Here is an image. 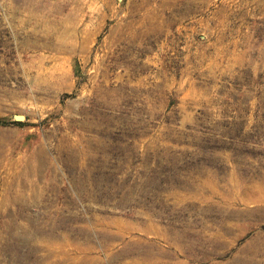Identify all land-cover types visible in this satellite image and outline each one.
Segmentation results:
<instances>
[{
  "label": "rangeland",
  "instance_id": "1",
  "mask_svg": "<svg viewBox=\"0 0 264 264\" xmlns=\"http://www.w3.org/2000/svg\"><path fill=\"white\" fill-rule=\"evenodd\" d=\"M0 264H264V0H0Z\"/></svg>",
  "mask_w": 264,
  "mask_h": 264
},
{
  "label": "trees",
  "instance_id": "2",
  "mask_svg": "<svg viewBox=\"0 0 264 264\" xmlns=\"http://www.w3.org/2000/svg\"><path fill=\"white\" fill-rule=\"evenodd\" d=\"M6 123H8V121H5V120L0 118V124H6Z\"/></svg>",
  "mask_w": 264,
  "mask_h": 264
}]
</instances>
